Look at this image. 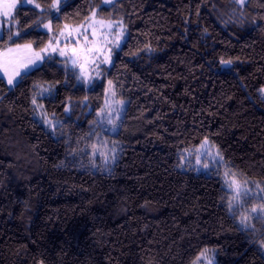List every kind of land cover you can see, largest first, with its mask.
Returning a JSON list of instances; mask_svg holds the SVG:
<instances>
[{
	"label": "trees",
	"instance_id": "16d2710c",
	"mask_svg": "<svg viewBox=\"0 0 264 264\" xmlns=\"http://www.w3.org/2000/svg\"><path fill=\"white\" fill-rule=\"evenodd\" d=\"M54 2L20 6L0 50L41 51L93 11L125 39L91 83L58 54L19 87L0 78V264H196L208 248L214 264H264V218L241 225L223 175L182 158L207 139L264 189V0ZM109 80L126 106L115 131L97 126Z\"/></svg>",
	"mask_w": 264,
	"mask_h": 264
},
{
	"label": "snow or ice",
	"instance_id": "6c2138e0",
	"mask_svg": "<svg viewBox=\"0 0 264 264\" xmlns=\"http://www.w3.org/2000/svg\"><path fill=\"white\" fill-rule=\"evenodd\" d=\"M20 0H3L2 5H0V17L4 18V23L8 24L11 21L15 20V17L13 16V10L16 9L17 3H19ZM23 4H30L33 3L34 0H22ZM104 3H111L112 0H103ZM236 2L240 5L243 6L245 0H236ZM63 3L67 6L68 0H63ZM60 4L61 0H55V2L51 5L52 8H54L57 12L60 11ZM36 8H39L40 5L36 4ZM93 25H98L100 29V36L103 37L102 41L94 40L91 42L92 46L88 48H77L74 47L69 51H66L65 49L67 48V41H65V48L61 49L59 48L60 45V40L58 38L55 39V45L53 46V41L49 40L48 42V47L41 49V52L48 53L49 60L52 58V54L57 53L60 56H64L65 59V65L70 67L72 69V74L75 76L79 81L91 83L92 80L94 79L91 72L86 71L85 66L86 64H91L94 65L96 69L100 67V63H111V58L108 53H111L112 49L108 48V44H112L113 47L119 48L120 47V39L123 36V31H122V21L113 23L111 21H105L102 19H96V13L95 11L92 12V16L90 18V22L88 23L87 27L84 28V33H81L83 36V39L87 42L88 41V36L87 32L88 29H92V36L96 37L97 36V29L93 27ZM43 27L51 30V23L44 24ZM65 29L68 28L67 25L64 26ZM80 27H84V25H81ZM120 28L121 31L112 33V29ZM104 29H107V31H104ZM77 32H79V28L76 29ZM109 34H112L114 36L113 40L109 39ZM64 32L61 31L58 33V36H63ZM14 37H21V33L19 31L12 32L11 29L9 28L8 31V36L7 39L9 41H13ZM77 44H79V41H76ZM51 48V53L48 52V49ZM19 50H25V51H32V46L31 44H17L15 49L8 48L6 51L3 53V62L5 65L8 64H17L20 63L19 59H13L9 56V53H15ZM95 52V56H91L90 54ZM101 56L103 59H101ZM43 56H40L39 53L36 54L35 59H31L30 61H25L22 63V67L25 69V77L29 74V72L35 68L36 70H39L38 68V61H43ZM97 60H99L100 63H97ZM231 60H221V64L225 66L226 69L228 70H233L231 68L232 65ZM76 69L80 70L79 75H77ZM7 74V73H6ZM21 75L20 71L18 69H14L12 74L8 78V85L12 87H19L20 86V81L16 79V77H19ZM100 76V72H96V77ZM24 77H21L23 79ZM109 84V91L111 92L112 96H115L116 93L113 90V85L112 81H108ZM264 91V89H262ZM33 104L36 103L35 99L32 101ZM106 108H102L100 110V113L98 116L100 117L99 122L97 123L98 127L103 128V125L105 122L109 125L113 126V129L116 127V121L115 119L111 118V106L108 104L106 101ZM118 103L122 104V101H119ZM107 110V113H106ZM68 111V109H66ZM107 114V119L105 121V115ZM116 118H119V113L117 112ZM47 123L49 124L50 127L53 129L56 127L55 123H53L51 120H48ZM208 144L207 139H205L204 143L201 145V147H204V145ZM94 151H93V156H95V145L92 146ZM114 149L112 150L113 156L112 158L114 159ZM102 155H104L102 153ZM205 155H210V153L205 152ZM215 158H216V163L221 164L223 163V156L217 151L215 153ZM105 162H107V156H105ZM205 168L208 167L207 164L204 165ZM223 177H224V184L225 186L231 190L233 193L232 200L229 201V207H232V201H239L241 197H247L251 193V190L247 187V181H244L243 183L237 178V174L232 171L231 169H228L225 167V170L223 172ZM257 188H259V185H256ZM261 192H264V189H261ZM262 201H264V195L259 197ZM252 213L257 214V218L260 219L262 216H264V203H261L259 205V212L257 210V207L251 208ZM247 217H241V224L247 226ZM262 247H264V242H261ZM206 252L201 253V256L205 257L207 259V264H212V260L210 258L206 257Z\"/></svg>",
	"mask_w": 264,
	"mask_h": 264
},
{
	"label": "rangeland",
	"instance_id": "374dc122",
	"mask_svg": "<svg viewBox=\"0 0 264 264\" xmlns=\"http://www.w3.org/2000/svg\"><path fill=\"white\" fill-rule=\"evenodd\" d=\"M246 1L247 0H245V2ZM2 3H3V0H0V5H2ZM22 5H24V6H35L36 5V0H34V2L30 3V4H23L22 0H20V2L17 3L16 9L13 10V16L15 15L16 10ZM96 19H98V18H96ZM47 23H49V22H47ZM47 23H45V24H47ZM87 25L88 24L84 25V27L68 26L66 31L65 30L63 31L64 35L63 36H59V38H58L60 40L59 48L64 49L65 48V41H67V48L65 50L69 51V53H70V50L72 48H74V47L85 48L86 49V48L92 46V44H91L92 41H94V40L102 41L103 37L100 36V29H99L98 25H93V27H95L97 29V36L96 37L92 36V34H91L92 33V29H88V32L86 33L87 36H88V41L86 42L83 39V36L81 35V33H84V28L87 27ZM3 28H4V18L0 17V36L3 33ZM77 28H79V32H77V30H76ZM41 29L43 31L50 32L52 30V27H51V30H49V29H47V28H45L43 26L41 27ZM104 31H107V29H104ZM119 31H121L120 28L114 27L112 29V33H116V32H119ZM122 31H123V27H122ZM109 39L113 40L114 36L112 34H109ZM124 39L125 38H124V31H123V36H122V38L119 41L120 47L122 46V44L124 42ZM77 40L79 41V44L76 43ZM61 44H62V46H61ZM16 45L17 44L8 45L7 47H5V48L0 50V78H3L6 82L8 81V78L12 74L14 69H18L20 71L21 75L25 73V69L22 67V63L23 62L30 61L31 59H35L37 53H39L40 56H43V58H45V56L48 55V53H44V52L35 50L33 48V46L31 45L32 46V51H30V52L29 51H25V50H19V51L15 52V53H9V56L11 58H13V59H17L18 58L20 63L5 65L4 62H3V53L8 48L15 49ZM21 45H23V44H21ZM53 46H56L55 45V41L53 42ZM107 47L112 49L111 53H108V55H110V58H111V63H100L99 60H97V63H100V67L98 69H96L95 66L91 65V64H86V66H85L86 71L91 72V74H92V76L94 78L93 80L100 79V77H101V71L100 70H101V68L103 66H109L110 64H112V58H113V54H114L113 52L116 49V47H113L112 44H108ZM48 52L51 53V48L48 49ZM54 54H58V52L54 53ZM90 55L94 57L96 54H95V52H93ZM101 59H103L102 56H101ZM41 63H42V61H38V66ZM33 69H35V68H33ZM79 72H80V70H79ZM96 72H100V76L99 77H96ZM21 75L19 77H16V79L19 80ZM10 87H12V86H10ZM54 91H55V88L42 87L41 90H40V95L49 94V93L51 94ZM106 93H107V95H106L105 102L107 101L108 104L111 106V110H112L111 111V118L115 119L116 127L113 129V126L107 124L106 122H105V124L103 126L106 129L108 127H110L111 130L115 131L119 127V124H120V121H121V119L123 117L124 110H125L126 106H125L124 101L119 100L115 96L111 95V92L109 91V84L107 85ZM262 93H263V96H264V91H262ZM119 101H122L123 103L120 104V103H118ZM104 108H106V103L104 104ZM117 112L119 113V118L118 119L116 118ZM106 113H107V110H106ZM106 119H107V114L105 115V121H106ZM108 148L110 150L113 149L110 146ZM217 151H218V149L214 145H212V144H210L208 142V144L204 145V147L200 146V147H198V148H196V149H194L192 151H185L184 154H183V157H182L183 158V162L186 164V166H190V167L196 169L198 172H203V173H206V174L217 173L219 175H223V172L225 170V165H224V162L221 163V164H217L216 163L215 153ZM205 152L210 153V155H205ZM205 164L208 165L207 168L204 167ZM223 179H224V177H223ZM240 181L242 183L244 182L242 180H240ZM247 187L251 190L252 194H250L247 197H241V199L239 201H232V208L235 209L236 212L239 214L240 223H241V217H247L248 219H247L246 224L249 225V226H252L254 219L257 218V214L256 213H252L251 212V208L257 207V210L259 212V205L255 204V205H252L251 207L250 206H246L245 205L246 204V199L250 198V197H256L257 199H260L259 197L264 195V192H261V187H259L257 189L256 188L253 189L251 187L250 183H247ZM228 191H229L230 200H232L233 193L229 189H228ZM262 203H263V201H262ZM262 217L264 218V216H262ZM208 249H211V248H208ZM208 249H205V250H207L205 255H206L207 258H210L212 260V264H214L215 263V256H214V251H213L214 249H212V250H208ZM196 264H207V259L205 257L201 256V254H200L198 260L196 261Z\"/></svg>",
	"mask_w": 264,
	"mask_h": 264
}]
</instances>
